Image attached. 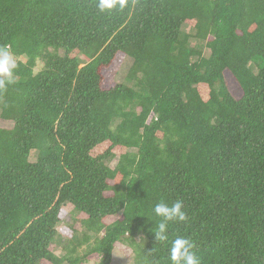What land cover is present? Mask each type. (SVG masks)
I'll return each mask as SVG.
<instances>
[{"label":"trees","instance_id":"1","mask_svg":"<svg viewBox=\"0 0 264 264\" xmlns=\"http://www.w3.org/2000/svg\"><path fill=\"white\" fill-rule=\"evenodd\" d=\"M97 2L0 0V47L25 58L0 91V264H111L126 240L170 264L176 236L201 264H264V0ZM176 201L157 241L154 206ZM65 205L82 234L58 257Z\"/></svg>","mask_w":264,"mask_h":264},{"label":"rangeland","instance_id":"2","mask_svg":"<svg viewBox=\"0 0 264 264\" xmlns=\"http://www.w3.org/2000/svg\"><path fill=\"white\" fill-rule=\"evenodd\" d=\"M184 32H189L188 27L183 28ZM190 45L191 46H196L200 48L203 51V55L205 57L208 56L209 52L208 50L204 47V43H199L196 42L195 40H190ZM24 62L25 58L20 57L18 59V62ZM131 66V60L128 59L127 57H119L116 59L115 63L113 64L111 71H110V80L114 83H125V76L128 73L129 67ZM43 67V63L41 61H38L36 63V67L34 69V73L36 74L39 72ZM253 70L255 71V67H252ZM228 79V78H227ZM227 86L233 95L235 99H239L241 96V91L239 88H237L231 80L228 79ZM13 124L11 122H6L3 120H0V127L3 129H11ZM36 159V154L32 153L30 156V162H34ZM117 164V159H114L113 161L109 162L108 166L109 168L113 169ZM64 211V218L63 220L58 224L57 226V232H58V237H57V242L55 243L54 246L50 248V251L55 254L58 257H62L66 254V252L69 250L70 246L68 241L71 240L74 237L80 239L81 237V225L80 221L83 219L79 214L75 213L72 206L70 205H65L63 207ZM71 230L76 231V234L73 235L71 233ZM93 236L91 233L89 234V237ZM95 237H91L89 242L87 243L88 245H92L94 242ZM85 247H82L78 250V255H81L84 251ZM136 254V249L134 246V243H130L127 240L126 241H120L116 244L114 251L112 253V261L111 264H134V257ZM90 261L87 264H96L98 260L95 257H92L89 259ZM40 264H48L47 262H41Z\"/></svg>","mask_w":264,"mask_h":264},{"label":"clouds","instance_id":"3","mask_svg":"<svg viewBox=\"0 0 264 264\" xmlns=\"http://www.w3.org/2000/svg\"><path fill=\"white\" fill-rule=\"evenodd\" d=\"M96 6L100 12L123 10L126 7V0H98ZM18 59L8 46L0 47V91L15 82V74L19 66ZM153 212L155 216L163 218L154 233L155 239L160 242L169 241L167 221L183 222L187 219L181 201H176L171 206L163 202L157 203ZM193 247V243L183 236L173 238L169 248L170 264H201L193 252Z\"/></svg>","mask_w":264,"mask_h":264}]
</instances>
